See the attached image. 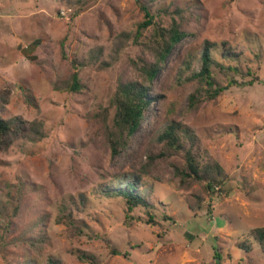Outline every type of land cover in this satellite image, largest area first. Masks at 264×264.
I'll use <instances>...</instances> for the list:
<instances>
[{"label":"rangeland","instance_id":"374dc122","mask_svg":"<svg viewBox=\"0 0 264 264\" xmlns=\"http://www.w3.org/2000/svg\"><path fill=\"white\" fill-rule=\"evenodd\" d=\"M144 7L154 20L140 28ZM174 19L189 35L161 64L141 127L113 154V97L121 83L144 82ZM206 41L224 87L215 98L193 76ZM5 89L2 116L41 121L46 136L0 149V264H264L251 234L264 226V0H0ZM170 126L178 152L160 138ZM188 150L224 168L215 192L181 182ZM139 174L147 206L129 208L117 193Z\"/></svg>","mask_w":264,"mask_h":264},{"label":"trees","instance_id":"16d2710c","mask_svg":"<svg viewBox=\"0 0 264 264\" xmlns=\"http://www.w3.org/2000/svg\"><path fill=\"white\" fill-rule=\"evenodd\" d=\"M144 9L147 19L140 24V28H146L153 24L154 20L148 8L144 7ZM139 32L141 31L139 30ZM188 35L189 32L184 30L182 24L176 19L173 20L169 27H162L159 34L161 37L156 50V61L145 68L144 82L121 83L119 85L113 97L115 115L112 128H114V132L108 137L113 154H118L121 148L126 147L131 136L141 127L151 102H155L156 98L159 97V95H153V82L160 71L161 64L165 62L172 50ZM214 45L213 42L206 41L202 55L201 70L193 75L198 79L199 84L208 86L207 92L211 98L217 97L224 89L223 86L217 83L212 70V65L215 62L212 54ZM69 88L75 91L81 88L77 73L73 74V82ZM0 95L1 101L5 104L8 103L7 89L3 90ZM199 99L198 92L191 95L192 103ZM45 136L46 132L43 122L37 120L27 121L19 117L12 123L0 113V149H8L17 139L37 141ZM160 138L161 140H166L167 143L169 142L170 147L168 146V148H173L177 152L184 147L181 141V134L175 132V128L172 126L167 128ZM154 157V155H151V160ZM176 169L182 183L191 179L198 180L203 182L205 191L210 194L215 192L216 187L222 185L226 178L224 168L219 162L209 161L201 165L191 150L186 152L184 165L177 166ZM134 176V181L126 189H120L117 194L127 199L129 208H133L139 203L147 206L144 199L137 193L139 183H141L139 182L140 176L142 175ZM7 217V209L0 202V229L2 228V220ZM63 220L68 222L67 217H63ZM251 234L264 250V226L253 228ZM247 248L250 249L251 247L247 246ZM112 250L116 252L115 248H112ZM217 257H219V253ZM48 264H60V262L56 259H50Z\"/></svg>","mask_w":264,"mask_h":264}]
</instances>
